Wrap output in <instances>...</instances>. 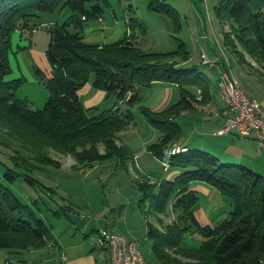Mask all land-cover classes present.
<instances>
[{"label":"trees","instance_id":"trees-1","mask_svg":"<svg viewBox=\"0 0 264 264\" xmlns=\"http://www.w3.org/2000/svg\"><path fill=\"white\" fill-rule=\"evenodd\" d=\"M106 2L0 0V132L31 154L36 167L45 164L60 167L49 150L74 155L83 168L117 158L125 165L131 150L122 144L119 135L134 123L132 110L125 113L116 103L107 111L94 113L93 108L83 104L80 90L94 75L95 88L114 94L121 101L129 94L127 101L133 104L141 103L142 88H154L162 82L176 85L180 100L167 108L154 110L141 105L149 122L162 132L158 142L149 144L148 151L163 167L169 162L167 172L177 171L161 181H138L142 212L147 214V208L148 213L163 214L170 206L181 210L178 221L164 231L148 222L152 251L160 264H261L264 259L263 175L247 165L225 162L219 155L189 142L185 145L180 142L184 135L181 117L211 97L210 77L200 64L209 65L190 64L191 53L183 42L173 52L142 49L136 37L138 34L144 37L146 27L133 14L126 17L127 32L123 39L102 45L87 43L86 22L100 18ZM59 8H68L71 16L62 25L45 27L51 39L46 52L51 72L48 78L40 68H36V73L51 95L45 107L39 109L28 99L17 97L22 78L8 79L13 71L12 37L17 31L33 33L36 20ZM128 11H134L130 3ZM224 14L225 19L239 28V42L247 46L251 41L264 52V0H226ZM243 19L247 21L242 23ZM222 63L221 70L228 68ZM211 68L217 70L219 78L220 69ZM175 143L181 145L180 150L176 151ZM13 165L14 168L5 165L7 182L14 183L22 175L30 186H42L55 193L30 173L17 171L18 162ZM194 182L210 184L231 202L227 218L213 226L201 224L196 216L200 196L192 189ZM60 210L66 217L68 212L75 213L67 206ZM186 231L200 232L204 238L202 246L196 248L184 241ZM50 234L49 226L33 205L24 203L0 176V248L39 250L48 246Z\"/></svg>","mask_w":264,"mask_h":264},{"label":"rangeland","instance_id":"rangeland-1","mask_svg":"<svg viewBox=\"0 0 264 264\" xmlns=\"http://www.w3.org/2000/svg\"><path fill=\"white\" fill-rule=\"evenodd\" d=\"M129 3L133 5L134 11L127 12ZM225 6L226 0H107L103 4L104 18H92L85 26V41L107 44L123 39L126 31L125 17L133 14L146 27L147 33L144 37L141 34L136 35L142 49L148 52H173L178 49L179 42H183L191 53L190 64H193L204 63L202 53L211 56L210 50H217L218 47L221 58L247 94L264 106V52L251 41L247 46L239 42L237 34L240 30L233 21L225 19ZM52 15L35 19L36 28L33 33L24 32V38L28 37L29 42L32 41V50L29 51L35 56L47 78L51 65L46 52L51 39L45 27L56 23L64 24L69 20L71 11L68 8H59ZM113 20H116L117 24L113 25ZM246 21L247 19H243L241 22ZM72 29L74 31V28ZM17 32L12 39L13 49L17 48ZM248 38H251L250 35ZM10 58L17 76L15 77L12 71L8 79H23V83L16 90L17 97L28 99L35 108H44L51 95L49 88L41 79L35 78L24 60L22 63L19 59L21 66L18 67L17 61L12 59V53ZM45 64L47 68L44 67ZM200 66L208 72L211 92L221 104L223 98L218 72L207 65ZM93 80L94 75H91L87 84L80 90L82 102L87 108H93L94 113L100 114L117 103L123 112L131 109L134 114V123L119 135L122 144L131 150L126 164H122L120 158H117L97 162L91 168H83L79 167L80 164L74 155H63L49 150L52 158L60 162V167L46 164L36 167L37 163L32 160L31 154L18 142L0 132L1 179L24 203L33 205L37 214L49 226L51 239L59 244L58 247L51 245L52 247L39 250L0 248V264H68L69 249L78 260H86V254L94 252L99 256L100 264H106L107 255L102 243L105 231L123 234L136 241L148 264H160L152 251L148 222L164 231L168 225L178 221L181 210L170 206L163 214L148 213L147 208V214L142 212V194L138 181L167 177L173 170L165 171L161 162L148 151L149 144L158 142L162 132L149 122L142 112L141 105L155 107L161 103L167 108L180 100V91L176 85L158 83L154 89L142 88L141 103L130 104L127 101L129 94L123 101L118 100L116 95L95 88ZM167 87L171 93L165 92ZM202 96L203 92L200 99ZM216 107L214 98L210 97L207 103L198 105L195 111L181 117L184 134L181 144L189 142L219 155L225 162L247 165L264 177V150L252 137H244L232 131L226 135L221 134L227 117L221 115V110ZM174 146L176 151L180 150L179 144L175 143ZM13 162L19 164L17 171L30 173L46 186L53 188L55 193L42 186H30L22 175L18 176L14 183L7 182L4 173L7 166L14 168ZM199 196L196 216L201 224L213 226L227 218L228 215L221 214L216 221L209 219L208 208L212 199L204 190L199 192ZM34 201H37L35 205ZM65 206L73 208L84 218L83 226L79 227L63 213L62 216L56 214V211L61 213L60 208ZM183 237L184 241L196 248L201 247L204 241L202 234L196 231H186ZM88 264L91 263L88 261Z\"/></svg>","mask_w":264,"mask_h":264},{"label":"built area","instance_id":"built-area-1","mask_svg":"<svg viewBox=\"0 0 264 264\" xmlns=\"http://www.w3.org/2000/svg\"><path fill=\"white\" fill-rule=\"evenodd\" d=\"M202 57L204 63L209 66H218L204 52ZM219 88L224 101L219 113L227 117L226 126L221 134L235 131L241 136L252 137L264 150L263 105L246 93L229 68L220 69ZM169 167L170 164L166 161L164 170L167 171ZM102 243L108 250L111 264H148L140 245L124 235L105 231ZM261 264H264V259Z\"/></svg>","mask_w":264,"mask_h":264},{"label":"crops","instance_id":"crops-1","mask_svg":"<svg viewBox=\"0 0 264 264\" xmlns=\"http://www.w3.org/2000/svg\"><path fill=\"white\" fill-rule=\"evenodd\" d=\"M111 13V11H109ZM105 13V11H104ZM103 13V14H104ZM103 14L100 18H104L103 17ZM53 15L52 14H49V15H46L45 18H48V17H52ZM126 18V17H125ZM52 20V19H50ZM104 21V20H103ZM89 22V21H88ZM86 22V25L87 23ZM117 24L116 20H113V25ZM85 25V26H86ZM85 30V29H84ZM126 32H127V25H126V31H125V35L126 36ZM18 35L16 36L15 40L17 41V48L13 49V52H12V59H15V61H17V65L18 67H20V62L22 60V63H23V60L25 62V64H27L29 70L34 74L35 78L36 79H39L40 80V77L36 74V68H40V65H38V61L35 59V56L33 54L30 53V51L32 50L31 49V45H32V41L27 39V38H24V32H17ZM15 34V33H14ZM85 35V33H84ZM13 39V37H12ZM122 39V38H121ZM119 39V40H121ZM119 40H115L113 42H108L107 44H110V43H114V42H117ZM99 44V43H98ZM102 45V44H101ZM30 50V51H29ZM11 55V54H10ZM210 55L211 56H208L213 62H217L218 64V68H222V62H223V59L221 58V54L219 52V48L217 47V50L212 48L210 50ZM19 59H20V62H19ZM11 60V58H10ZM192 61V60H191ZM40 62V61H39ZM40 64V63H39ZM45 68H47V65L45 64L44 66ZM13 69V67H12ZM41 69V68H40ZM223 69V68H222ZM42 70V69H41ZM47 71V69H45ZM44 73L45 71L42 70ZM217 71V70H216ZM14 72V71H13ZM20 72H21V69H20ZM20 72L18 74H20ZM48 72H51V68ZM46 74V73H45ZM15 77L17 76L14 72L13 74ZM50 75V74H49ZM13 79H18V78H10V80H13ZM164 83L165 85H174V84H170V83H165V82H162ZM155 88V87H154ZM153 88V89H154ZM246 91V90H245ZM166 93H171V90L170 88L167 87ZM247 93V92H246ZM211 97L214 98L215 100V103H216V108L218 110H222L223 106H224V101L221 99V104H219L218 100H216V98L213 96L212 92H211ZM34 105V104H33ZM264 107V106H263ZM154 110H162L164 108H166L165 106H162L161 103H159L158 105H156L155 107H150ZM41 109V108H39ZM232 132H235V131H232ZM237 133V132H235ZM238 134V133H237ZM226 135V134H225ZM181 145H185V144H181ZM180 145V146H181ZM241 158V157H240ZM177 171H173L172 173H169V175H167V177H160V179H157V180H154V181H161L162 179H165V178H171L172 175H174ZM192 189H194L195 191L199 192L201 190H204L207 195L209 196L210 199H212V203H210L211 206H209L208 208V213H209V219H211L212 221H216L221 214L223 215H228L230 210L232 209V205H231V202L226 199V197H224L217 189H215L213 186H211L210 184L208 183H205V182H194L192 184ZM227 206V208H226ZM230 206V207H229ZM230 208V210L228 209ZM226 209H228V213L226 211ZM75 214H78L76 213V211H74ZM62 211L61 213L58 215V216H62ZM227 213V214H226ZM64 215V214H63ZM79 215V214H78ZM66 216V215H64ZM85 223V222H84ZM83 223V224H84ZM83 226V225H82ZM116 234H119V233H116ZM123 235V234H121ZM125 236V235H124ZM50 239V242L48 244L47 247H52L53 245H56L57 247L59 246L58 242L54 241L51 239V237L49 238ZM52 245V246H51ZM61 248V247H60ZM103 250L106 252V264H111V261H110V256H109V253H108V250L105 248H103ZM69 263L68 264H88V261L91 263V264H100L99 262V256H97L94 252L93 253H89V254H86L85 257L86 260H83L82 258L80 260H78L79 258L75 257L73 254H71V249H69Z\"/></svg>","mask_w":264,"mask_h":264},{"label":"water","instance_id":"water-1","mask_svg":"<svg viewBox=\"0 0 264 264\" xmlns=\"http://www.w3.org/2000/svg\"><path fill=\"white\" fill-rule=\"evenodd\" d=\"M68 217L75 222L79 227H81L84 223V218H82L80 215L68 212Z\"/></svg>","mask_w":264,"mask_h":264}]
</instances>
